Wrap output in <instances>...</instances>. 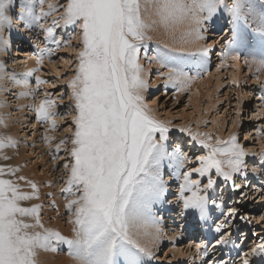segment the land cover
Returning <instances> with one entry per match:
<instances>
[{
  "label": "snow or ice",
  "instance_id": "6c2138e0",
  "mask_svg": "<svg viewBox=\"0 0 264 264\" xmlns=\"http://www.w3.org/2000/svg\"><path fill=\"white\" fill-rule=\"evenodd\" d=\"M10 7L11 0H0V27L11 26L7 15ZM58 10L60 6L50 3L47 11L41 8L36 15L29 7L21 14V20L38 23ZM220 16L227 19L230 32L228 43L221 50V67L229 56L232 60L241 58L236 45H255L264 53V0L260 3L257 0H68L60 19L65 26L79 25L83 45L77 54L75 74L67 80L76 115L71 132V162L65 164L68 180L63 191L74 196L66 205L73 212V236L45 227L40 205L23 206V201L38 198V185L28 181L32 191H22L18 182L4 178L6 174L14 176L16 169L0 166V264H37L38 250L56 252L63 246L78 264H145L144 257H154L149 245L160 242L162 230L152 209L167 191L164 162L167 160L169 167L181 168L189 158L178 146L171 152L168 150L170 127L152 115L146 102L144 92L148 83L143 76L141 53L143 50L147 55L153 40L150 33L161 28L166 42L157 45V57L164 61L162 67L169 68L161 75L178 91H185L194 77L184 69L193 62L197 76L202 75L215 47L206 44L191 49L187 45L207 40L206 25ZM38 26L57 48L61 46L62 41L55 35L56 21L48 27L43 23ZM46 55L50 57L52 50L39 49L37 62L43 63ZM244 63L249 67L256 65L257 72L264 71V55L260 59L255 56L245 59ZM36 70L24 76L29 77ZM16 76L0 64V80L27 85V79L20 81ZM35 79L37 87L45 82L39 76ZM232 84L238 81L233 80ZM6 90L0 87V91ZM55 106V101L46 94L39 105L33 106L35 119L48 122L57 115L52 110ZM51 123L55 128L54 119ZM0 125L6 126L3 115ZM179 132H186L207 149L206 155L196 157L199 167L176 173L183 177L179 193L183 208L195 210L207 222L209 190L216 184L211 178L212 170L226 184L231 182L233 190L243 194L247 185L236 183L235 178L242 172L247 178L244 168L247 153L235 135L227 141L217 139L212 143L208 133L193 132L187 127ZM45 139L51 142V138ZM16 143L14 137L0 134V154ZM67 143V139H61L55 152ZM193 173L208 175V183L201 188L200 181L191 179ZM16 179L25 180V177ZM186 192L191 194L185 195ZM211 204L222 206L223 201L218 205L212 200ZM226 215L247 219L235 207L229 208ZM224 227L220 224L216 231L221 233ZM230 242L231 237L223 234L216 241L218 245ZM197 249L202 253L201 259L208 255L206 247L201 249L198 245ZM262 254L261 247L251 252L252 256ZM119 257L124 258L122 262ZM241 264H250L247 255Z\"/></svg>",
  "mask_w": 264,
  "mask_h": 264
},
{
  "label": "rangeland",
  "instance_id": "374dc122",
  "mask_svg": "<svg viewBox=\"0 0 264 264\" xmlns=\"http://www.w3.org/2000/svg\"><path fill=\"white\" fill-rule=\"evenodd\" d=\"M67 2L68 0H44L43 4L39 0L35 2L37 5L33 7V10L36 15H39L41 8L47 11L50 3L60 6V10L54 14L51 13L38 23H43L45 27H48L53 24V21H56V38L65 44H61L59 48L55 44L53 46L47 45L46 36L39 28L38 23H34L30 28L26 29L27 32H24L25 36L14 44V51L9 53V58H6L4 65L8 72L11 73L14 63H19L22 67L24 61L28 59L32 60L33 58V61H36L34 69L37 68L38 70L31 75L29 81L32 91L25 100L23 99L25 102L23 100L14 102L16 105H22V108H27L30 112L25 114L23 119L16 120V118L19 119L21 116L19 113L12 114L19 110L14 109L16 105H10L9 108L11 109L8 108L9 112L5 106L0 110V113L2 112L4 116L5 128L16 127V130L10 132V135L17 141L15 147L7 148L3 154H0V166L11 165V168L17 169L14 176L6 174L4 178L13 179L19 183L16 178L20 174L19 172H21V175L24 173L22 169L29 170L30 173L35 171L34 176L36 177L33 178L35 183L39 184V193H42L41 197L36 199L37 202L31 199L23 201L22 204L26 207H31L34 203L39 204L42 222L49 221L52 224V220L55 221L54 218L59 217V225L62 226V230L58 229V226L55 225L56 223L52 224L50 228L63 233H68L69 221L73 219V212L66 207L71 196L64 192L63 189L66 187L68 180V170L65 168V164H70L71 162L69 157V151L72 147L71 132L73 131V117L76 115L74 101L71 97V88L68 86L67 80L75 74L77 54L83 47L80 43L81 30L78 24L61 28L60 23L57 22L61 20L60 17ZM257 2L260 3L261 0H257ZM19 5L20 2L18 0L17 8L9 13L13 28L16 26V22L12 19L15 18V15L18 16ZM24 25V22L19 23V28L24 27ZM206 27L209 29L205 33L208 39L202 41L201 45L215 43V47L209 54L207 70L202 75L197 76L198 69L193 62H189V66L184 69L194 77L185 91H178L167 83L166 76L161 75V73L169 71V68L161 66L164 61L159 60L154 52V48L158 44L162 46L166 42L162 32L156 29L153 31L154 34L150 33L153 40L149 43V53L145 57H143V50L141 53L142 61L140 60V63L143 65V73H146L145 80L148 83V89L144 92L146 102L152 110V115L164 121L170 127V147L168 150L171 152L173 147L178 146L189 158L183 167L177 169L175 166L172 171L174 175L170 174L173 178L169 180V175H167L169 166L164 164L163 179L167 186L168 184L172 186L173 191L170 192L168 200H166L170 204V211L168 216L162 217L161 220L164 222L161 221V224L163 226L169 225L167 229H173L176 236L172 240L166 239L155 245L154 250H152L154 257H148L149 264H204V261H207V264H241L240 259L245 257V255H247L248 259L250 258V264H264V256L259 259L258 256L251 255L254 248L260 247V245L261 248H264V222H262V218H264V195L261 194L264 193L263 165L257 167L259 168L257 170L259 177L255 178L252 183L244 182L245 178L241 175L243 172L235 178L236 183L247 185L243 189V194H247L246 197L240 192L233 190L231 182L226 184L223 181V177L218 176L214 169L212 170L211 178L216 181V184L213 189L209 190L210 217L207 222L201 220L196 215L195 210L184 209L179 196L180 185L183 183H180V180H183V177L182 175L177 176L176 173L190 172L193 168L199 167V164L196 163V157L207 154V149L193 141L186 132H179L180 128L187 127L191 128L193 132L208 133L212 137V143H215L217 139L227 141L230 136L235 135L237 142L247 153L244 157V168L247 172L253 171L259 165V156L264 157V111H262L263 107L260 106L263 102L261 97L264 96V71L256 72V75L261 78L259 81L255 80L244 63L245 59L252 57V54H255L254 56L260 59L264 53L256 47L252 51L250 50L251 54L247 55L250 52L249 50L246 52L244 46L236 45L234 46L235 48H238V50L242 49L240 52L241 58L239 59L240 67L237 66L236 68L230 56L223 61L224 66L221 67V50L225 48L230 37L227 19L222 16L216 17ZM12 30L14 31V29ZM6 33L11 34L13 32L7 30ZM3 35L4 37L6 36V34ZM32 39H34L33 42H31ZM41 48L51 49L52 55L50 57L46 55L43 63H38L37 52ZM250 55L251 57H249ZM2 57H4L3 54ZM13 59H16L15 62ZM172 66L169 65V67ZM255 67V65L252 66V68ZM37 76L45 81L39 87L36 85L35 78ZM233 80L238 81V84L233 85ZM192 87L199 88L196 100L190 98ZM46 94L55 101L56 106L52 110L57 115L51 118L56 122L55 128L52 127L51 119L48 122H40L35 119L36 113L33 106L39 105ZM238 105L241 107L240 109H238ZM9 114H12V118L9 117ZM0 130V134L5 135L4 130ZM46 137L51 138L50 143L46 142ZM203 138L201 137V139ZM61 139H67L68 145H61V150L55 152V146L59 144ZM4 156L9 158L3 159ZM247 166L249 167L248 169L246 168ZM22 176L24 177V175ZM251 176L255 177L257 175L251 173ZM191 179L200 181L201 188L208 183V175L200 176L193 173ZM20 182V185L24 182L27 186L26 180H20ZM22 188L26 189L24 185ZM43 189L48 191L44 193ZM24 190L22 189V191ZM39 193L38 196H40ZM190 194L188 192L185 193V195ZM256 196L258 198H255ZM212 200H216L218 205L222 200L223 205L212 207ZM59 205L60 208H63L61 213L57 212ZM161 205V202H157L159 207H156V212H159L158 215L160 217L163 213ZM233 207L238 208L240 216H245L247 219L241 220L239 216L228 217L226 215L228 209ZM48 208L52 209V214L45 212ZM171 220L176 222L174 223ZM220 224L225 225V227L221 233H218L216 228ZM221 234L231 237L230 243H233V251L231 250L229 255H227L229 249L226 245L220 246L216 243ZM65 236L68 235L65 234ZM198 245L201 249L206 247L208 252V255L203 257L204 259L198 260L199 262H197V258L201 257L202 253L198 251ZM184 246L185 249L183 248ZM173 248L184 249V252L186 251L187 254H190V259L183 261L180 257L174 258L172 253L166 255L167 251ZM43 252L50 257L53 264H56V260H59V264L61 262L63 264L78 263L74 257L68 254L66 246L60 247L57 252L38 250L37 261L44 258L42 256ZM63 254H67V257ZM52 257L56 258L55 262ZM65 259L66 262L64 263ZM160 260L163 261L159 262ZM39 263L43 264L41 260ZM39 263L37 262V264Z\"/></svg>",
  "mask_w": 264,
  "mask_h": 264
},
{
  "label": "bare ground",
  "instance_id": "6f19581e",
  "mask_svg": "<svg viewBox=\"0 0 264 264\" xmlns=\"http://www.w3.org/2000/svg\"><path fill=\"white\" fill-rule=\"evenodd\" d=\"M40 1V0H39ZM17 2H18V0H11V7L7 10V15L10 17V15H9V13L11 12V11H13L14 9H16L17 8ZM19 2H20V9H19V12H18V16H16L15 15V18H13V15H12V20H15V22H16V26H14V28L12 27V24H11V26L9 27V26H4V27H0V64H5V60H6V58H9V53L10 52H13L14 51V44L15 43H18V41H19V39L21 40V39H23V37L25 36L24 35V32H27V30L26 29H28V28H30L34 23H32V24H28V23H26V22H24V27L22 26V27H20L19 28V23H21V22H23L22 20H21V14L22 13H24L29 7L32 9V11L35 13V11L33 10V7L35 6V5H37V4H35V2H37V0H33V1H31V0H19ZM55 12H57V11H53L52 13L54 14ZM60 17V16H59ZM58 17V18H59ZM56 18V17H55ZM40 22V21H39ZM58 23H60V27L61 28H65V27H68V25L67 26H65L64 25V21H62V19L61 20H58L57 21ZM36 24V23H35ZM70 26V25H69ZM59 27V28H60ZM12 29H14V31L12 30ZM80 29V28H79ZM7 30H10V31H12L13 33H11V34H8V33H6V31ZM62 30H64V29H62ZM67 30V29H66ZM157 30L159 31V32H163V30L161 29V28H157ZM30 31V30H29ZM29 33V32H28ZM153 33V32H152ZM3 34H6V36L4 37V35ZM79 34V33H78ZM154 34V33H153ZM62 35V34H61ZM60 35V36H61ZM80 35V34H79ZM78 35V36H79ZM32 38V37H31ZM45 39V38H44ZM77 39H79V38H77ZM29 41V40H28ZM34 41V39H32V41L31 42H33ZM46 41H47V45H50V46H53V43L51 42V39L50 38H47L46 37ZM79 41V40H78ZM201 42L202 41H196V42H194V43H191V44H189V45H187V47H189V48H191V49H194V48H196V47H198V46H200L201 45ZM62 45H64L65 43H63V41H62V43H61ZM215 44V43H214ZM156 46V45H155ZM239 46V45H238ZM254 48H256V46L255 45H248V46H244V49L246 50V52L249 50H251L252 51V49H254ZM33 50V49H32ZM236 50L237 51H239V52H241L242 51V49H240V50H238V48H236ZM249 52V53H247V55H249V54H251L252 52ZM154 52H155V54H157V47H155L154 48ZM147 53H149V52H147ZM2 54H3V56L4 57H2ZM33 54V53H32ZM152 54V53H151ZM243 54H245V52H243ZM255 54H252V57L254 56ZM143 57H145V55L143 54ZM249 57H251V55L249 56ZM25 58H27V57H25ZM229 58V57H228ZM258 59H259V57H258ZM9 60V59H8ZM15 60L16 59H13V61L15 62ZM142 61V60H141ZM234 61V64H235V66H236V68H237V66L238 67H240V65H239V60H233ZM34 63H36V61H33V58H32V60L30 59H28L27 61H24V63H23V66L21 67L20 65H19V63H14L13 64V62H12V64H13V68H12V70H11V73L12 72H15L16 74H17V76H16V79L17 80H20V81H23L24 79H27V81H28V83H27V85H24L23 83H16V82H14V81H12V80H8V79H4V80H0V87H3V88H6L7 90L6 91H0V102H3V106H5V107H7V110H8V112H9V109H11V108H9V106L10 105H16V104H14V102H17V101H21V100H25L26 99V97H28V95H20V93L21 92H31L32 90V87H30V78H31V76H29V77H25L24 76V74L25 73H28V72H31L33 69H34ZM11 64V65H12ZM253 66V65H252ZM256 66V65H255ZM35 68H36V66H35ZM247 68H248V70H250V74L254 77V79L256 80L257 79V75H256V67L255 68H252V67H249L248 65H247ZM37 69V68H36ZM38 70V69H37ZM36 70V71H37ZM168 72V71H167ZM260 73V72H259ZM258 73V74H259ZM10 74V73H9ZM146 74V73H145ZM144 73H143V76H144V79L146 78V75H145ZM260 75V74H259ZM261 78V77H260ZM263 78V77H262ZM260 89V88H259ZM191 91H192V93H191V95H190V98L192 99V100H196L197 99V93L199 92V88L198 87H192L191 88ZM241 94V93H240ZM262 99V98H261ZM11 100V101H10ZM23 100V101H24ZM25 102V101H24ZM13 103V104H12ZM22 103V102H21ZM24 104V103H23ZM3 106L2 107H0V110H2V108H3ZM260 106H262L263 107V109H262V111H264V99H263V102L261 103V105ZM9 108V109H8ZM14 108V107H13ZM241 107L238 105V109H240ZM14 109H19L18 110V112H15V113H12V114H20L21 116L19 117V119H17L16 118V120H21V119H23V117H24V115L25 114H28L30 111H28L27 110V108H22V105H20V104H17L16 106H15V108ZM25 109H26V112H25ZM12 114H9V117L10 118H12ZM0 115H3V113L1 112L0 113ZM32 120V119H31ZM0 129H3L4 130V133H5V135H10V132H12V131H15L16 130V127H10V128H8V129H6L5 128V126L4 125H0ZM29 129V128H28ZM1 131V130H0ZM30 131H31V129H30ZM11 136V135H10ZM17 144V143H16ZM68 145V144H67ZM13 148V147H12ZM17 150V149H16ZM20 150V149H19ZM9 151V150H8ZM17 152H19V151H17ZM5 154V153H4ZM13 154V153H12ZM19 155V154H18ZM22 155V154H21ZM3 156V155H2ZM1 156V157H2ZM18 157V156H17ZM66 157V156H65ZM19 158H21V157H19ZM4 159V158H3ZM258 159H259V165H257L256 166V168H254V169H256V170H259V168H257V167H259V166H264V157L263 156H259L258 157ZM63 160H64V157H63ZM12 162V161H11ZM16 163H17V161H15ZM69 162V161H68ZM14 164V163H13ZM12 164V165H13ZM164 164L166 165H169V162L166 160L165 162H164ZM0 165H1V163H0ZM2 165H3V161H2ZM4 166V165H3ZM6 166H11V165H6ZM12 167V166H11ZM174 168H175V165H173L172 167H169V173L167 174V175H169V177H168V180L169 179H172L173 178V176H170V174H173L172 173V171L174 170ZM247 169L249 168L248 166L246 167ZM15 169V168H14ZM19 169V168H18ZM178 169V168H177ZM17 170V169H16ZM20 170H21V168H20ZM23 171L22 172H24L22 175H24V177H25V180H26V182L25 183H27V186L24 184V182L21 184V190L23 189L24 190V188H22L23 187V185H24V187L26 188L24 191H26V192H31L32 191V189L30 188V186H29V184H28V181H32V182H35L34 181V178L36 177V176H34L35 175V171H31L32 173H30L29 172V170H24V169H22ZM31 170V169H30ZM33 170V169H32ZM177 172V171H176ZM20 174V176H22L21 175V172H19ZM30 173V174H29ZM251 173L252 174H256L257 176H255V177H253V176H251ZM258 171L256 172V173H253V171H249V172H247V178H246V181H245V179H244V182L245 183H248V182H250V183H252L253 182V180L255 179V178H257V177H259L258 176ZM19 175H18V177H19ZM26 175V176H25ZM174 175V174H173ZM242 176H244V173H242L241 174ZM34 177V178H33ZM15 179V178H14ZM40 179V178H39ZM48 179V178H47ZM37 181H38V179H36ZM49 180V179H48ZM175 180H176V178H175ZM251 180V181H250ZM22 181H24V180H22ZM183 182V180H180V183H182ZM19 183H21L20 182V180H19ZM39 183V182H38ZM49 183V182H48ZM36 184H37V182H36ZM49 184H52V183H49ZM39 185V184H38ZM53 185V184H52ZM167 186V185H166ZM169 186V187H168ZM168 186H167V191H166V193H165V196H164V198L162 199V200H160V201H157V202H161L162 203V211H163V213H162V216L160 217L158 214H159V212L157 213L156 212V207H159V206H157V202H155L154 204H153V213H154V215L156 216V217H158L159 218V220H160V228H161V230H162V232H161V240H160V242L161 241H163V240H172V239H174L175 238V236H176V233L173 231V229H171V230H168L167 228H168V226L169 225H165V226H163L162 224H161V219H162V217L164 218V217H166V216H168V213H169V211H170V204L169 203H167L166 202V200H168V196L170 195V192H172L173 191V189H172V186L171 185H169L168 184ZM47 187H48V185H47ZM51 188V187H50ZM51 190V189H50ZM39 191H40V188L38 187V193H39ZM42 191V190H41ZM48 190L47 189H43V192L45 193V192H47ZM49 193H50V191H49ZM40 194V193H39ZM42 194V193H41ZM41 194H40V196H38V197H41ZM48 194V193H47ZM51 194V193H50ZM50 194H48V195H50ZM45 195V194H44ZM51 196V195H50ZM53 197H54V195H52ZM71 196V198H70V200L71 199H74V196H72V195H70ZM243 196H247V194H243ZM259 196V195H258ZM258 196H256L255 198H258ZM55 198V197H54ZM36 199L37 198H33L32 200L33 201H35V202H37L36 201ZM40 200V199H39ZM42 202V201H41ZM182 202V201H181ZM40 203V202H39ZM59 204V203H58ZM29 205V204H28ZM33 205H39V204H37V203H34ZM42 205V204H41ZM60 205H61V203H60ZM60 205H59V207H58V213H61V211H62V207L60 208ZM182 205V204H181ZM44 207V206H43ZM46 208V207H45ZM43 210V209H42ZM52 209L51 208H48V209H46V213H48V214H52V211H51ZM188 210V209H187ZM180 212H181V210H180ZM182 213V212H181ZM41 214V213H40ZM196 215L199 217V215H198V213H196ZM50 217V216H49ZM58 218L59 217H57V218H54L55 219V221H53L52 220V224H55L56 226H58V229H61L62 230V226H60L59 225V220H58ZM72 218H74L73 217V214H72ZM45 219H47V218H45ZM48 220V219H47ZM46 220V221H47ZM72 220L73 219H71L70 221H69V231H68V233H63V232H61L63 235H68V237H71V236H73V232H72V229H73V227H74V224L72 223ZM172 221V220H171ZM162 222H164V221H162ZM172 222H176L175 220H173ZM43 224L45 225V227H47V228H50V226L52 225L51 223H49V221H47V222H43ZM62 224V223H61ZM67 229V230H68ZM178 235V234H177ZM181 239H183V237H181ZM263 240V239H262ZM159 242V243H160ZM158 243V244H159ZM163 243V242H162ZM204 243V242H203ZM157 245V244H156ZM200 245V244H199ZM232 245H233V243H229V244H227L226 245V247H228V249H229V251L227 252V255H229L230 254V252H231V250H232ZM221 246V245H220ZM225 246V245H224ZM149 247H151L152 248V250H154V248H155V245H149ZM260 247H261V245H260ZM184 249H185V246L183 247ZM225 248V247H224ZM184 249H178V248H173V249H169L168 251H167V253H166V255H168V253H172L174 256V258H176V257H180L181 259H183V261L184 260H186V261H188L190 258L189 257H191L190 256V254H187V252L185 251L184 252ZM43 251V250H42ZM233 251V250H232ZM57 252V251H56ZM50 254V253H49ZM56 254V253H55ZM41 255H42V253H41ZM47 254H45V252H43V257L44 258H42V259H40L41 260V263H43V264H53V262L50 260V257L49 256H46ZM64 255V254H63ZM58 256H59V254H58ZM64 256H66L67 257V254L66 255H64ZM264 256V254H262V255H258V258L260 259V258H262ZM62 257V256H61ZM38 258H40V257H38ZM54 258V259H53ZM257 258V259H258ZM68 259V258H67ZM121 262L123 261V257H119L118 258ZM204 259V258H203ZM250 259V258H249ZM40 260H38L37 262L39 263V261ZM52 260H54V262H55V260H56V258L55 257H52ZM71 260V259H70ZM144 260H145V264H149V258L148 257H144ZM194 260V259H193ZM198 260H201V257H198L197 258V262H199ZM241 260V259H240ZM59 261V260H58ZM57 260H56V264L58 263L59 264V262H58ZM64 261V260H63ZM77 261V260H76ZM163 260H160L159 262H162ZM226 261V260H225ZM52 262V263H51ZM66 262V259H65V261H64V263ZM68 262H70V261H68ZM67 262V263H68ZM72 262V261H71ZM62 263V262H61ZM60 263V264H61ZM40 264V263H39ZM63 264V263H62ZM70 264H72V263H70ZM78 264V263H77Z\"/></svg>",
  "mask_w": 264,
  "mask_h": 264
}]
</instances>
